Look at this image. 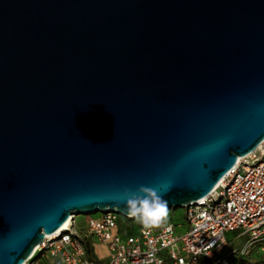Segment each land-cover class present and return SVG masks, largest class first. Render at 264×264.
<instances>
[{
  "label": "water",
  "instance_id": "95a60500",
  "mask_svg": "<svg viewBox=\"0 0 264 264\" xmlns=\"http://www.w3.org/2000/svg\"><path fill=\"white\" fill-rule=\"evenodd\" d=\"M263 139L264 0H0V264L125 187L196 204Z\"/></svg>",
  "mask_w": 264,
  "mask_h": 264
},
{
  "label": "built area",
  "instance_id": "2783aa9c",
  "mask_svg": "<svg viewBox=\"0 0 264 264\" xmlns=\"http://www.w3.org/2000/svg\"><path fill=\"white\" fill-rule=\"evenodd\" d=\"M183 211L181 234L165 222L151 229L138 222L134 232L135 225H123L121 216L106 211L84 215L85 232L80 237L70 216L66 228L44 236L22 264H232L234 257L246 255L253 244L264 243V139L238 158L203 200ZM235 231H240L236 238H246L238 246L236 238H224ZM86 238L92 259L84 247Z\"/></svg>",
  "mask_w": 264,
  "mask_h": 264
},
{
  "label": "clouds",
  "instance_id": "9594fccd",
  "mask_svg": "<svg viewBox=\"0 0 264 264\" xmlns=\"http://www.w3.org/2000/svg\"><path fill=\"white\" fill-rule=\"evenodd\" d=\"M166 193L155 187L140 186L135 192L127 187L119 195V202L125 205L127 216L137 220L145 229L160 227L169 214Z\"/></svg>",
  "mask_w": 264,
  "mask_h": 264
},
{
  "label": "rangeland",
  "instance_id": "374dc122",
  "mask_svg": "<svg viewBox=\"0 0 264 264\" xmlns=\"http://www.w3.org/2000/svg\"><path fill=\"white\" fill-rule=\"evenodd\" d=\"M183 209H174V210H169V214L168 217L165 221V223H170L172 225H175V229L174 232L175 234H181L184 231L185 228V223L183 221ZM98 213L93 214L92 216H97ZM120 218V222L123 225H126L127 223H132L133 225H135V229L134 232H136L137 230V220H132V221H127L124 217H119ZM84 219L85 216L83 215H76L74 216V231L78 236H83L84 232H85V228H84ZM177 225H179L178 227H176ZM240 231H235L234 233H227L224 235V238L227 241H231V239H234L236 237H238ZM93 240V239H92ZM235 246L240 245L242 242H244L246 240L245 237H239L235 239ZM262 247V248H261ZM98 249V253L102 254L103 251L101 250V248L96 247ZM264 253V243H259V244H253L251 249L247 252V256L248 257H252L253 259H259V257L262 256V254ZM237 261V256L234 257L233 259V263H235Z\"/></svg>",
  "mask_w": 264,
  "mask_h": 264
},
{
  "label": "trees",
  "instance_id": "16d2710c",
  "mask_svg": "<svg viewBox=\"0 0 264 264\" xmlns=\"http://www.w3.org/2000/svg\"><path fill=\"white\" fill-rule=\"evenodd\" d=\"M170 210H174V209H170ZM84 247L87 253V256L89 257V259H92V252H91V245H90V240L89 239H84ZM37 264H47L45 262H41V263H37ZM97 264H100L99 262H97ZM232 264H264V253L262 254L261 257H259V259H253L252 257H248L247 254L243 255V256H237V261L235 263Z\"/></svg>",
  "mask_w": 264,
  "mask_h": 264
},
{
  "label": "bare ground",
  "instance_id": "6f19581e",
  "mask_svg": "<svg viewBox=\"0 0 264 264\" xmlns=\"http://www.w3.org/2000/svg\"><path fill=\"white\" fill-rule=\"evenodd\" d=\"M201 200H203V199H200V200L196 201V203L200 202ZM69 221H70V216L67 218V220L64 222V224L61 226V228L58 231H61V230L65 229Z\"/></svg>",
  "mask_w": 264,
  "mask_h": 264
}]
</instances>
